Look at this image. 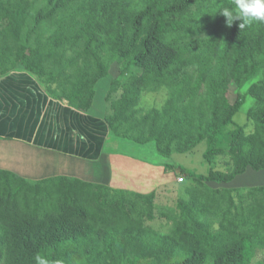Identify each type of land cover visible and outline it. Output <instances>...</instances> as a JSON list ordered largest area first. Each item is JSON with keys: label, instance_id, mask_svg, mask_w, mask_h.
I'll return each mask as SVG.
<instances>
[{"label": "trees", "instance_id": "trees-1", "mask_svg": "<svg viewBox=\"0 0 264 264\" xmlns=\"http://www.w3.org/2000/svg\"><path fill=\"white\" fill-rule=\"evenodd\" d=\"M234 7V0H0V78L27 72L51 99L89 113L115 66L127 78L110 82V133L154 143L163 158L205 142L210 167L203 178L165 167L191 179L177 210L162 214L167 232L149 224L154 192L64 176L31 182L0 170V264H253L264 252V186L207 185L264 171V23L240 29L237 19L229 27L222 10ZM158 93L163 105L146 107L145 97ZM247 97L250 133L233 121ZM220 157L229 158L222 170Z\"/></svg>", "mask_w": 264, "mask_h": 264}, {"label": "crops", "instance_id": "crops-1", "mask_svg": "<svg viewBox=\"0 0 264 264\" xmlns=\"http://www.w3.org/2000/svg\"><path fill=\"white\" fill-rule=\"evenodd\" d=\"M106 95L103 101L94 99L89 113H82L51 99L27 72L0 78V170L31 182L64 176L157 195L148 178L142 182L124 171L122 164L111 163V157L122 155L130 142L110 133L104 121ZM146 166L150 171L151 166ZM162 183L159 189L167 190L168 182Z\"/></svg>", "mask_w": 264, "mask_h": 264}, {"label": "rangeland", "instance_id": "rangeland-1", "mask_svg": "<svg viewBox=\"0 0 264 264\" xmlns=\"http://www.w3.org/2000/svg\"><path fill=\"white\" fill-rule=\"evenodd\" d=\"M114 78L119 80H124L127 78V75H119L115 66L112 67L111 73L109 77L101 80L96 87V98L95 103L98 101H103L104 96L107 94L110 82ZM247 87L241 90V93L244 94ZM234 96V95H233ZM148 104L146 107L152 108L161 107L165 101L163 95L158 94H149L145 97ZM145 98H143V102H145ZM254 101L247 97L244 105L241 110L234 116L233 121L236 126L243 127L247 133L252 132L253 125L247 119V111L253 106ZM232 128V127H230ZM206 149V143L203 142L199 144L191 153L188 154H173L170 158H163L158 155L156 152V148L154 143H149L143 146L134 144L130 142L129 146L123 148L122 155H118V157H111V163L114 165L115 163L122 164L125 167L124 171H128L131 176L140 179V181L144 182L145 179H149L152 181L151 188H155V192L157 193L154 205H155V213L156 219L152 222H149L150 226L154 227L157 230L162 232H167L170 229V224L168 220L165 219L164 215H171L175 212L176 203L178 198L186 197V187L191 184V179L182 175L176 174L174 177L169 170H166L167 165L172 166H181L183 168L188 169L196 173L197 175L203 178L208 174L209 165L204 161L203 153ZM154 153H153V152ZM120 158L119 160H116ZM229 160L228 157H220L217 160V169H224V162ZM144 164V170L142 166ZM146 165H150V171ZM178 175V176H177ZM182 176L184 181L179 183L175 178ZM178 182V184L176 183ZM160 182L162 184L168 182L169 185L166 186L167 190L161 188ZM207 185L211 188H241L246 189L254 186L264 185V171L256 172L252 169H247V171L234 179L231 183L228 184H218V183H207ZM165 186V185H162ZM159 189V190H158ZM144 190V189H143ZM262 263L264 264V252L258 251L256 258L253 264Z\"/></svg>", "mask_w": 264, "mask_h": 264}, {"label": "clouds", "instance_id": "clouds-1", "mask_svg": "<svg viewBox=\"0 0 264 264\" xmlns=\"http://www.w3.org/2000/svg\"><path fill=\"white\" fill-rule=\"evenodd\" d=\"M234 8H224L222 14L230 27L234 20H241L243 29L253 22L264 23V0H234Z\"/></svg>", "mask_w": 264, "mask_h": 264}, {"label": "built area", "instance_id": "built-area-1", "mask_svg": "<svg viewBox=\"0 0 264 264\" xmlns=\"http://www.w3.org/2000/svg\"><path fill=\"white\" fill-rule=\"evenodd\" d=\"M177 181H178L179 183H182V182L184 181V178H183L182 176H180V177L177 178Z\"/></svg>", "mask_w": 264, "mask_h": 264}]
</instances>
